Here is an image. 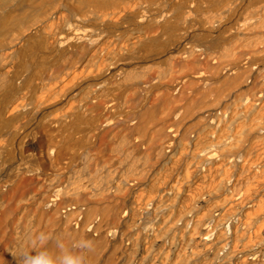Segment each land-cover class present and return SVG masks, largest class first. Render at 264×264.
<instances>
[{"label":"bare ground","instance_id":"1","mask_svg":"<svg viewBox=\"0 0 264 264\" xmlns=\"http://www.w3.org/2000/svg\"><path fill=\"white\" fill-rule=\"evenodd\" d=\"M41 231L264 264V0H0V264Z\"/></svg>","mask_w":264,"mask_h":264},{"label":"clouds","instance_id":"2","mask_svg":"<svg viewBox=\"0 0 264 264\" xmlns=\"http://www.w3.org/2000/svg\"><path fill=\"white\" fill-rule=\"evenodd\" d=\"M93 246L83 235L66 239L41 231L22 240L13 255L18 264H88L87 253Z\"/></svg>","mask_w":264,"mask_h":264}]
</instances>
